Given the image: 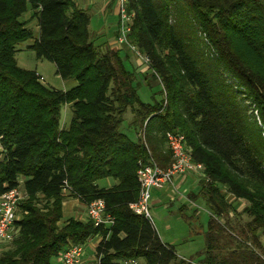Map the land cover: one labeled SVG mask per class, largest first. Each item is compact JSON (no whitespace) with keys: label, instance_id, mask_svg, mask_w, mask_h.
<instances>
[{"label":"trees","instance_id":"obj_1","mask_svg":"<svg viewBox=\"0 0 264 264\" xmlns=\"http://www.w3.org/2000/svg\"><path fill=\"white\" fill-rule=\"evenodd\" d=\"M127 11L134 14L128 42L146 58L166 99L140 100L134 84L140 69L129 70L120 51L95 47L89 16L71 0H0V196L20 186L27 196L0 264H52L70 243L85 245L96 236L97 264H190L129 208L139 195V163L171 164L166 132L182 134L192 160L204 167L188 200L212 216H227L233 208L220 194L226 188L247 203L249 221L241 234L250 233L255 245L256 231L264 236V0H129ZM188 18L210 53L194 44ZM33 20L35 33L28 27ZM27 41H33L28 50L75 85L55 90L34 71L20 69L15 49ZM64 106H70L71 120L60 127ZM126 111L133 114L135 140L119 130ZM101 180L113 184L99 187ZM66 197L83 205L103 200L113 225L62 221ZM186 210L183 205L178 211L189 222ZM197 213L196 207L191 216ZM215 224L207 223L201 264H264L252 252L241 258H233L235 251L218 254V232L224 230Z\"/></svg>","mask_w":264,"mask_h":264},{"label":"rangeland","instance_id":"obj_2","mask_svg":"<svg viewBox=\"0 0 264 264\" xmlns=\"http://www.w3.org/2000/svg\"><path fill=\"white\" fill-rule=\"evenodd\" d=\"M89 14V13H88ZM91 14H93L91 12ZM91 15L89 14V17ZM179 19L181 22V27L185 28V22L183 18L180 17ZM28 17V14H25L22 16V20H26ZM98 16H95L93 18L92 23V31L96 30V27L99 25L98 23ZM191 23L189 25L191 30H194V32L198 29L197 25L191 18H188ZM171 22H174V19H171ZM35 22H30L28 27L35 33ZM175 23V22H174ZM196 33V42L194 43L196 46H199L202 51H205V45L206 40L204 39V36L198 31ZM92 39V38H91ZM33 41H27L21 44H18L16 46V52L14 55L15 62L17 66L26 71H34L38 76L42 78V81H39L42 85L53 88L55 90H69L70 88L75 85L74 81H63L56 75V68L53 63H51L48 60L45 59H38L34 52L31 50H28L27 47L31 45ZM93 44L95 47L99 48L101 51L102 45L97 42L93 41ZM101 45V46H100ZM126 46V45H125ZM127 52L131 55L126 53L127 61L134 56L138 60L140 73L138 75H135L134 84L137 85V94L140 98V100L143 103H149L151 104L153 102V99L155 101H159L161 99H166L165 92L161 86L160 79H152L151 77V71L148 68V63L145 61L144 58L138 56L136 53L132 52L129 47H127ZM207 51V50H206ZM207 53H210L208 50ZM123 54V53H122ZM121 54V55H122ZM124 55V54H123ZM125 66L131 70L132 67L130 66L129 62H124ZM146 77V78H145ZM227 81L233 85V80L230 81L231 77L227 76ZM74 83V84H72ZM238 90H241L238 88ZM160 91H162V95L160 94ZM62 116L60 120V127H66L71 120V108L70 106H64L62 108ZM249 113L252 115L251 117L253 120H255L256 123H258V126L261 127V123L259 120L258 113L253 110V108H249ZM133 114H131L130 111H126L123 115V122L120 125V132L126 134L130 139L135 140V134L134 130L130 127V123L132 121ZM263 130V129H262ZM143 139L142 133H140V136ZM262 137H264V131L262 132ZM196 179L202 180L203 177L199 175H194ZM99 187H108L113 184V181L111 180H101L97 182ZM194 188V187H193ZM19 190V188H18ZM20 191V190H19ZM191 191V190H190ZM193 191V189H192ZM157 191H153L152 193V199L154 193ZM163 192V191H162ZM22 198L19 200L18 205L20 202L25 200L27 198L26 193L21 190ZM189 194V191L186 195ZM223 197L224 202L226 201L229 206H232L233 210L229 209L227 216L223 217H217L212 216L210 212L203 206H197V212H199L197 216L196 221H183L180 219V217L177 214V211L181 207L180 204V198L186 196L184 192V188H182L178 195L175 196L174 202L169 201V197H165L164 202L162 204L158 205H152L149 204V213L152 219V224L154 227V230L157 232L159 238L163 243L170 244L173 241V245L175 247V250L178 251L179 255L184 256L186 258V261L190 264H201V261L204 258L205 253V235L207 231V223L210 221V219H213L215 226L218 225L221 230L218 232L219 240L218 244L221 247L220 250L217 252L218 254L224 256L229 255L232 251H235L236 254L233 258L240 257L245 254H250L252 252L256 257L259 259H264V236L260 231H256L255 236L258 241V245H255L253 243V236L248 233L247 236L245 234H241V231H245V225L249 221V218L246 214L243 213L244 208L247 206V203L244 200H236L230 193L227 192L226 188L221 189L220 193ZM173 195V194H172ZM155 197L160 198L161 194L156 195ZM70 198V197H69ZM68 199V198H66ZM151 199V200H152ZM78 200V199H77ZM79 201V200H78ZM66 202V201H65ZM80 202V201H79ZM151 203V202H150ZM80 204H82L80 202ZM18 205L16 209V219L19 217L18 213ZM188 207V206H187ZM191 211L186 210L185 215L189 216ZM67 218L62 219L64 221ZM86 220H88L86 216ZM166 225H169L171 228L169 231L165 229ZM217 229V228H216ZM16 230V229H15ZM17 231V230H16ZM96 239H93L92 241H87L86 244L83 246L84 248V256H82V260H80L79 264H97L95 255L90 254V245H93ZM12 241V240H11ZM9 243V242H8ZM177 244V245H176ZM73 245V244H69ZM176 245V246H175ZM4 245H0V253L2 247ZM8 247V246H7ZM93 253V250H92ZM241 253H245L242 254ZM94 256V257H93ZM237 256V257H236ZM139 264H143L142 261L138 260ZM52 264H62L60 261V258H57L52 261Z\"/></svg>","mask_w":264,"mask_h":264},{"label":"built area","instance_id":"obj_3","mask_svg":"<svg viewBox=\"0 0 264 264\" xmlns=\"http://www.w3.org/2000/svg\"><path fill=\"white\" fill-rule=\"evenodd\" d=\"M128 2L129 0H116L118 15L117 43L119 45H126L132 52L142 57L128 42L134 21V14L127 11ZM144 59L147 62L146 58ZM40 81H42V78H40ZM165 140L167 149L171 154L170 166L162 169L151 160L148 164L139 163V168L136 173L139 195L137 201L129 205L130 210L134 214L143 216L152 226L149 204L153 191H159L167 186H171L175 179H184L188 175L197 174L202 177L204 176V167L192 160L186 146L185 137L182 134L166 132ZM63 191L64 193L68 191L66 184ZM21 198L22 195L18 189L10 190L0 196V245L10 242L16 236L17 231L15 230L14 223L17 220L16 209ZM84 207L87 218L93 221L95 227L103 226L107 228L113 225V218L106 213L103 200H95L84 205ZM100 241L101 238L99 237L97 244ZM83 246L68 245L60 255L61 263L79 264L82 256H84ZM119 264H139V262L136 259H127L120 261Z\"/></svg>","mask_w":264,"mask_h":264},{"label":"crops","instance_id":"obj_4","mask_svg":"<svg viewBox=\"0 0 264 264\" xmlns=\"http://www.w3.org/2000/svg\"><path fill=\"white\" fill-rule=\"evenodd\" d=\"M71 1L75 4V6L78 9L87 13L88 16H89V14L91 15L89 17L88 31H89L90 37L92 38L91 39L92 42L93 41L99 42L102 45V46L100 45L102 47V49H104L103 51H106L108 49L113 50V51H120L121 53H123L126 56V53H128L126 50L127 46L119 45L117 43L118 15H117L116 0H71ZM91 12L93 14H91ZM98 15H99V18H98L99 25L96 27V30L92 31L93 18L95 16H98ZM28 17H29V15H28ZM28 17L26 18V20L28 19ZM32 22H35L34 23L35 29H36L35 32H37L36 21L33 20ZM125 51H126V53H125ZM128 54L131 55V52ZM127 62H129L131 67L136 65L139 68L140 63L138 64V60L134 56H132V58L129 59ZM72 84H74V83H72ZM63 91H66V90H63ZM198 185H199V182L194 175H191V176L188 175L184 179H175L174 183L171 186H167V187L155 192L154 193L155 195H153L154 196L153 199L151 198L152 200H151L150 204H152L153 206L158 205V204H162L164 202L165 197H169V201L173 200L172 202H174V200H175L174 195H178V192L182 188H184V192L186 195L188 193V191L190 193V190L192 191V189H193V191L197 192ZM19 190H20V192H21V190H23L22 186L19 187ZM158 194H161L160 198L155 197ZM21 195H22V193H21ZM66 198H68V199H65L63 204H62L63 217L67 218V219L73 218L75 220L85 221L86 220V210H85L84 205L80 204V202L75 198H72V197H70V198L66 197ZM179 200H180L181 206H183V205L188 206L187 212L189 210V211H191V212H189L191 214H192V211L194 209H196V207H197L196 204H194L193 202L188 200V195L181 197ZM177 214L179 217L181 216L179 211H177ZM197 214H199V212ZM197 216L198 215H196V214H194V216H191V215L188 216V217H192L191 223H192V221L197 220ZM180 219L182 220L181 217H180ZM165 229H167L169 231L171 228L169 227V225H166ZM98 238L99 237L97 236V237L89 239V241L96 239V241L95 240L93 241L94 244L90 245L91 248L92 247L94 248V249H92L93 253H92V250L90 249L91 255L92 254L94 255ZM172 243H173V241L170 244L169 243L168 244L174 247V245ZM174 249H175V247H174ZM175 253H176V256L178 257V259H182V260L186 261V258L184 256L179 255L178 251L175 250Z\"/></svg>","mask_w":264,"mask_h":264}]
</instances>
